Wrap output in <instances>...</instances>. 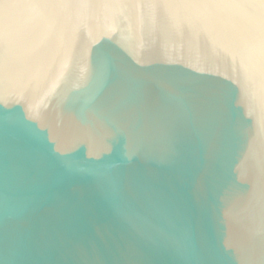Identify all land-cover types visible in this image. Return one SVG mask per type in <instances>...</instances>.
Instances as JSON below:
<instances>
[{"label": "water", "instance_id": "obj_1", "mask_svg": "<svg viewBox=\"0 0 264 264\" xmlns=\"http://www.w3.org/2000/svg\"><path fill=\"white\" fill-rule=\"evenodd\" d=\"M0 264H264V0H0Z\"/></svg>", "mask_w": 264, "mask_h": 264}]
</instances>
